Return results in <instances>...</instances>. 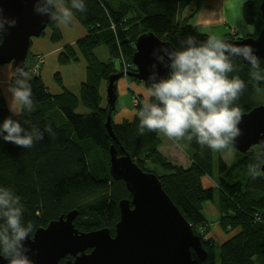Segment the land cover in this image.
<instances>
[{
  "label": "trees",
  "instance_id": "trees-1",
  "mask_svg": "<svg viewBox=\"0 0 264 264\" xmlns=\"http://www.w3.org/2000/svg\"><path fill=\"white\" fill-rule=\"evenodd\" d=\"M192 1L197 4L202 0H77L86 7L85 12H79L71 7L73 0H63L61 4L71 8L86 34L75 46L60 52L58 61L74 65L83 59L89 69L97 72L96 79L108 84V78L116 72L115 61L130 66V73L136 71L132 63L134 45L145 33H152L176 49L187 47L185 41L190 35L199 44L208 39L207 35L192 27L184 16ZM261 1L246 0L243 4L244 21L254 29L251 37H256L262 27ZM55 13L56 8H52L51 14ZM48 28L52 38L59 40L58 23L51 16ZM100 46H105L109 54L108 63L99 61L94 53ZM233 63L236 68L229 77L238 75L245 82L236 103L246 113L254 107L256 92L264 90V60L258 70L239 58ZM24 70L31 78L27 82L33 93V111L25 109L14 116L0 89V124L11 117L26 131L35 127L42 138L34 139L31 148H23L0 136V187L21 198L23 223L31 222L33 232L76 210L73 224L78 231L108 228L113 235L119 220L118 202L130 199L125 184L109 173V151L113 147L118 157L128 154L143 171L145 164L165 171L162 176L151 173L157 176L164 192L201 239L206 257L198 264H254L255 256H264V177L262 173L254 174L264 162L260 150L245 154L236 151L235 160L227 167L221 158H217L215 165L213 150L202 148L193 139L189 141L190 154L172 149L170 154L175 162L169 161L158 150L160 132L145 129L140 134L139 114L119 124L111 122L116 140L110 137L105 128L108 110L102 106L100 89L92 77L79 85L77 95L66 89L51 93L41 76L32 75L26 66ZM253 71H258L260 80H253L250 75ZM17 79L23 77L13 74L10 87L16 86ZM80 108L85 113L79 112ZM47 126L50 131H45ZM231 148L232 145L219 152ZM216 174L217 189L205 188L203 181L213 180ZM207 202L215 203L219 227L227 235L220 245L208 239L205 242L198 231L208 233V220L202 212ZM0 255L3 256L2 250ZM192 257L197 259L194 253ZM68 259L60 260V264Z\"/></svg>",
  "mask_w": 264,
  "mask_h": 264
},
{
  "label": "water",
  "instance_id": "water-1",
  "mask_svg": "<svg viewBox=\"0 0 264 264\" xmlns=\"http://www.w3.org/2000/svg\"><path fill=\"white\" fill-rule=\"evenodd\" d=\"M53 4L47 0H0L3 9V39L0 41V66L12 64L15 75L17 66L25 68L30 41L39 38L50 23ZM44 11H37V9ZM262 27L256 37L227 39L235 45L249 44L252 55L264 60V0L260 3ZM15 20V26L8 21ZM173 46L159 40L152 33L137 38L132 55L136 71L128 73L147 88L152 81L167 75V69L157 60L167 54L162 51ZM240 59V58H239ZM245 65H250L240 59ZM156 68L153 69L152 65ZM120 75L108 78L107 111L105 128L113 140H116L112 128L110 112L116 102V85ZM241 135L232 147L245 154L255 146L260 147L264 156V105L253 107L244 113L239 125ZM109 173L117 181L125 184L130 194L129 200L118 202L119 220L115 224V233L108 228L91 231H78L73 222L76 210H70L51 220L46 227L36 229L28 241L30 251L27 255L33 264H198L206 257L201 241L191 225L182 216L179 209L162 189L159 179L151 172L140 169L128 154L117 156L113 147L109 151ZM264 177V163L260 167ZM89 251V252H87ZM192 253L197 259H193ZM0 264H8L7 258L0 255Z\"/></svg>",
  "mask_w": 264,
  "mask_h": 264
},
{
  "label": "clouds",
  "instance_id": "clouds-1",
  "mask_svg": "<svg viewBox=\"0 0 264 264\" xmlns=\"http://www.w3.org/2000/svg\"><path fill=\"white\" fill-rule=\"evenodd\" d=\"M52 4V0H47ZM72 8L85 12L82 2L73 0ZM44 11V9H37ZM3 9L0 8V17ZM58 15H51L60 24H67L74 17L71 8L60 5ZM15 26V20L8 21ZM3 22L0 19V41L3 39ZM182 49L169 51L162 47L168 60L158 56L157 60L167 69V75L159 80L149 77L147 95L139 112V132H161L169 139L182 140L185 137L195 141L203 148L220 151L234 145L242 134L239 127L243 119V110L236 103L245 89V82L238 76L229 77L236 68L233 60L240 58L258 70L260 60L252 55L249 44L235 45L226 42L223 37L211 35L197 44L194 36H188ZM155 70L156 65H152ZM16 72L23 79L16 80V86L10 87L12 93L8 103L9 111L19 116L27 109L33 111L31 85L27 82L29 74L23 67L17 66ZM253 80L261 79L258 71L250 73ZM50 131V126L45 128ZM23 133V135L21 134ZM0 136L6 142L23 148H31L34 139L42 138V133L34 127L26 131L17 120L5 118L0 124ZM251 170V168H250ZM255 175H261L257 168ZM23 205L21 198L12 190L0 187V244L3 256L8 264H33L27 255L30 249L28 241L33 233V225L23 223Z\"/></svg>",
  "mask_w": 264,
  "mask_h": 264
},
{
  "label": "rangeland",
  "instance_id": "rangeland-1",
  "mask_svg": "<svg viewBox=\"0 0 264 264\" xmlns=\"http://www.w3.org/2000/svg\"><path fill=\"white\" fill-rule=\"evenodd\" d=\"M117 1H121V0H117ZM61 3H63V0H53V6L56 8L62 5ZM191 5H194L193 1L188 5V7ZM187 8L185 9L186 11ZM54 15H58L57 9ZM54 21L56 24L58 23L57 20ZM58 28L60 30V38L57 41H55L52 38L53 34L50 31L51 28H48L44 33L41 34L39 38H34L31 41L28 50V55L25 60L26 69L32 75L41 76L43 82L46 84V87L49 89L51 93L61 92L63 89H65L64 85L69 84L72 86V88H75L76 91L75 94H74V89L68 91H70L74 95H77L79 94V85H81L85 81L88 82L90 80L89 78L92 77L93 78L92 82L96 83L95 85H97L100 89L102 106H106L107 107L106 110H109V104L107 102V93H106L107 82H99L96 79L97 76L96 71H94L93 69H89L87 64L83 61V59L81 62L77 64L74 63V65H71V63L68 65L62 64L58 61V56L60 52L64 51L68 47L75 46V43L85 36L86 34L85 30L79 26L75 17H73V19L69 21L67 24H60ZM46 39H48L49 41H47ZM42 41L45 43V47H46L43 48V50L46 52H47V48H50L51 50V52H48L49 56L46 54V52L40 53L41 51L38 50L39 49L38 42H42ZM47 42H50L49 46H46ZM58 48H62V50L58 51ZM37 53H39V55H36ZM94 53L99 59V61L104 63H108L110 61L109 54L105 46H100L94 51ZM55 58L57 59V62L54 60ZM64 68L67 70L69 69V71L65 72ZM115 68H116V72H114L111 76L120 75V77L115 82L116 102L114 105V109L110 112V117L112 123L119 124L126 120H132L135 115L139 114L141 110V105L147 95L148 88L142 82L127 75L128 73H130V69H131V67L128 66L127 64L121 66V64L118 61H115ZM13 74L14 73L12 70V64L0 66L1 95L8 109H9L8 103L10 102L12 97V93L9 91V88H10V79L13 76ZM134 79L136 81H134ZM137 86L141 88L143 96L133 90L132 87L136 89ZM256 94L257 95L255 97L256 99L253 102L254 104L253 106L255 107L258 105H264V90H259L256 92ZM142 97H144L143 100L141 99ZM133 98L137 99L138 102L134 101ZM79 112L85 113V110L80 108ZM159 137L161 138V145L158 148V150L169 161L173 160L175 162V157L174 159H172L171 158L172 156L170 154L171 153L170 150L172 149H180V151H182L185 154L186 153L190 154L192 151L189 144V140L186 137L182 140L177 141V140L169 139L161 132L159 133ZM258 150L259 148L255 146L249 151L258 152ZM213 156H214L215 165L217 158H221V160L228 167L233 163V161L236 158L235 157L236 150L234 148H231L221 152L213 151ZM143 169L146 172H156L157 175L159 176L165 174L164 170L150 164H145ZM215 169H217V167H215ZM216 179H217V174L215 175L213 180L206 178L203 181L204 187L205 188L213 187L216 190L217 189ZM216 198L217 195L215 194V199ZM202 208H203L202 210L203 215L208 220V233H206V231H204L203 229L202 230L200 229L198 230L199 234L204 235L203 240L205 242L208 239L214 241L217 245H220L227 237V235L224 236L223 231L219 227V216L215 209V203L213 204L211 202H207L203 204ZM253 262L254 264H264V256H255L253 258Z\"/></svg>",
  "mask_w": 264,
  "mask_h": 264
},
{
  "label": "crops",
  "instance_id": "crops-1",
  "mask_svg": "<svg viewBox=\"0 0 264 264\" xmlns=\"http://www.w3.org/2000/svg\"><path fill=\"white\" fill-rule=\"evenodd\" d=\"M245 1L246 0H202L197 4L194 2V5L189 6L187 11L185 10L184 16L188 19L192 27H195L200 33L207 35V37L217 35L223 38L230 37L229 39L233 40L243 39L252 36L254 33L253 27L247 25L243 18L242 11ZM46 40L49 41L48 39ZM38 45V50L41 51L40 53L46 52L43 50V48H46L43 41L38 42ZM49 45L50 42H47L46 46ZM60 50H62V48H58V51ZM48 52H51L50 48H47L46 52L49 56ZM36 55H39V53ZM54 60L57 62L56 58ZM64 71L68 72L69 69H65ZM64 88L66 90L74 89L75 94L76 90L72 88L71 85H64ZM132 88L143 96L139 86H137L136 89L134 87Z\"/></svg>",
  "mask_w": 264,
  "mask_h": 264
},
{
  "label": "flooded vegetation",
  "instance_id": "flooded-vegetation-1",
  "mask_svg": "<svg viewBox=\"0 0 264 264\" xmlns=\"http://www.w3.org/2000/svg\"><path fill=\"white\" fill-rule=\"evenodd\" d=\"M249 37H251V36H249ZM248 38V37H247ZM244 39V38H243ZM237 40V39H236ZM258 147V146H257ZM259 148V150H260V152H261V149H260V147H258ZM262 155V154H261ZM115 227V226H114ZM111 233V232H110ZM114 233H115V228H114ZM113 233V234H114ZM112 235V234H111ZM87 252H89V251H87ZM62 260V259H61ZM64 264V263H63Z\"/></svg>",
  "mask_w": 264,
  "mask_h": 264
},
{
  "label": "bare ground",
  "instance_id": "bare-ground-1",
  "mask_svg": "<svg viewBox=\"0 0 264 264\" xmlns=\"http://www.w3.org/2000/svg\"><path fill=\"white\" fill-rule=\"evenodd\" d=\"M52 4H53V0H52ZM54 8H55V7H53V9H54ZM32 40H33V39H31V41H32ZM31 41H30V44H31ZM262 156H263V155H262ZM263 157H264V156H263ZM263 163H264V162H263ZM263 163H262V164H263ZM262 164H261V165H262ZM260 167H261V166H260Z\"/></svg>",
  "mask_w": 264,
  "mask_h": 264
},
{
  "label": "built area",
  "instance_id": "built-area-1",
  "mask_svg": "<svg viewBox=\"0 0 264 264\" xmlns=\"http://www.w3.org/2000/svg\"><path fill=\"white\" fill-rule=\"evenodd\" d=\"M133 99H134V101L138 102V100H137V99H135V98H133Z\"/></svg>",
  "mask_w": 264,
  "mask_h": 264
}]
</instances>
